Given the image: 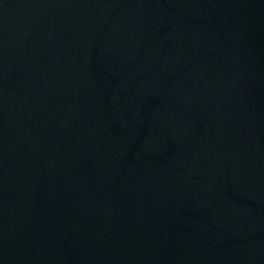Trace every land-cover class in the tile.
<instances>
[{
  "label": "water",
  "instance_id": "95a60500",
  "mask_svg": "<svg viewBox=\"0 0 264 264\" xmlns=\"http://www.w3.org/2000/svg\"><path fill=\"white\" fill-rule=\"evenodd\" d=\"M0 264H264V0H0Z\"/></svg>",
  "mask_w": 264,
  "mask_h": 264
}]
</instances>
